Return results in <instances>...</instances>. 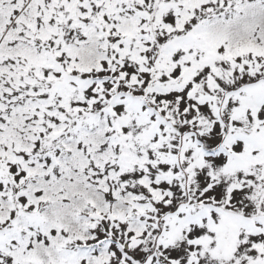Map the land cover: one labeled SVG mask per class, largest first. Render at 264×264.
<instances>
[{
  "label": "snow or ice",
  "instance_id": "snow-or-ice-1",
  "mask_svg": "<svg viewBox=\"0 0 264 264\" xmlns=\"http://www.w3.org/2000/svg\"><path fill=\"white\" fill-rule=\"evenodd\" d=\"M0 264H264V0H0Z\"/></svg>",
  "mask_w": 264,
  "mask_h": 264
}]
</instances>
